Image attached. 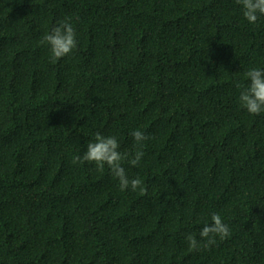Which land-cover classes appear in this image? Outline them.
Segmentation results:
<instances>
[{"label":"trees","instance_id":"1","mask_svg":"<svg viewBox=\"0 0 264 264\" xmlns=\"http://www.w3.org/2000/svg\"><path fill=\"white\" fill-rule=\"evenodd\" d=\"M61 21L77 47L53 61L40 41ZM252 68L264 16L236 0H0V264H264V112L239 102ZM97 133L145 153L121 165L146 194L72 163ZM213 213L231 234L205 248Z\"/></svg>","mask_w":264,"mask_h":264},{"label":"clouds","instance_id":"2","mask_svg":"<svg viewBox=\"0 0 264 264\" xmlns=\"http://www.w3.org/2000/svg\"><path fill=\"white\" fill-rule=\"evenodd\" d=\"M243 10L244 18L251 24H255L259 17L264 16V0H236ZM41 44L50 48L53 61L59 60L72 53L77 47V33L69 21L59 22L52 30L42 37ZM246 76L249 83L243 87L239 95V102L248 113L259 115L264 112V69L252 68L247 71ZM241 87L239 83L236 85ZM137 145L142 147L143 141L149 137L142 130H134L131 133ZM120 144L115 136H104L100 133L95 135L94 141L87 143L86 151L82 156H74L73 164L82 162L95 163L96 167L103 170L107 165L113 175L119 181L121 191L131 188L132 191L139 189L141 194H146V188L143 186L141 178L136 177L129 179L125 168L122 167L121 161L128 156V163L137 166L145 153L140 149L134 153L122 154ZM212 223H206L199 232L201 240L204 241V247L207 248L216 243V237L225 239L231 234V230L222 220L218 213L211 216ZM189 247L198 250L201 242L197 240L195 234L187 233L185 235Z\"/></svg>","mask_w":264,"mask_h":264}]
</instances>
